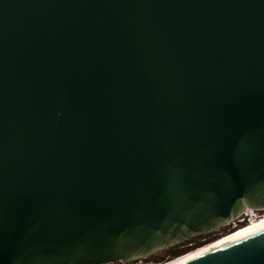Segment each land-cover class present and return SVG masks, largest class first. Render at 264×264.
I'll use <instances>...</instances> for the list:
<instances>
[{
  "label": "water",
  "instance_id": "water-1",
  "mask_svg": "<svg viewBox=\"0 0 264 264\" xmlns=\"http://www.w3.org/2000/svg\"><path fill=\"white\" fill-rule=\"evenodd\" d=\"M264 212V0H0V264L133 263ZM183 264H264V227Z\"/></svg>",
  "mask_w": 264,
  "mask_h": 264
},
{
  "label": "bare ground",
  "instance_id": "bare-ground-1",
  "mask_svg": "<svg viewBox=\"0 0 264 264\" xmlns=\"http://www.w3.org/2000/svg\"><path fill=\"white\" fill-rule=\"evenodd\" d=\"M249 214L251 215H255L256 213L254 211H249L248 212ZM238 227V226H236ZM235 227V228H236ZM264 227V215L263 216H258L257 219L251 221L250 223H247L246 225L240 227L238 230L236 229V231L230 235H226L225 237L211 243V244H208V245H205L201 248H198L176 260H173V261H170V262H167V263H164V264H183L187 261H190L194 258H197L201 255H204L210 251H213L225 244H228L234 240H237L251 232H254L258 229H261Z\"/></svg>",
  "mask_w": 264,
  "mask_h": 264
},
{
  "label": "trees",
  "instance_id": "trees-1",
  "mask_svg": "<svg viewBox=\"0 0 264 264\" xmlns=\"http://www.w3.org/2000/svg\"><path fill=\"white\" fill-rule=\"evenodd\" d=\"M229 231H230L229 227H226L220 232H217L215 234H212V235H209V236H206L203 238L195 239L191 242H188V243L183 244L181 246H178L176 248L170 249L164 253H161L159 255L151 257V258L147 259V261L151 262L153 264H164V263L176 260V259L198 249V248H201L207 244H211V243L219 240L223 236L230 234Z\"/></svg>",
  "mask_w": 264,
  "mask_h": 264
},
{
  "label": "built area",
  "instance_id": "built-area-1",
  "mask_svg": "<svg viewBox=\"0 0 264 264\" xmlns=\"http://www.w3.org/2000/svg\"><path fill=\"white\" fill-rule=\"evenodd\" d=\"M249 212V211H248ZM245 213L241 219H239L238 221V224H247V223H250L251 221L257 219L256 217H254L253 215L249 214V213ZM236 222L232 223L234 226V228L236 226H239L236 224ZM102 264H153L151 262H148L147 259L145 260H139L137 262H133V263H124L123 261H113V262H106V263H102Z\"/></svg>",
  "mask_w": 264,
  "mask_h": 264
},
{
  "label": "rangeland",
  "instance_id": "rangeland-1",
  "mask_svg": "<svg viewBox=\"0 0 264 264\" xmlns=\"http://www.w3.org/2000/svg\"><path fill=\"white\" fill-rule=\"evenodd\" d=\"M255 213H256V214L254 215V217H256V218H257L258 216L264 215V213H262L261 215H259V214H260L259 212H255ZM236 224L239 225L238 222H236ZM241 225L243 226V225H246V224H240V225H239L238 227H236V228H234L235 225H233V224H231L230 226H228V227H229V230H230V231H229L230 234H232V232L234 233V232L236 231V229L238 230L240 227H242ZM231 231H232V232H231ZM230 234H228V235H230ZM223 237H225V236H223ZM223 237H222V238H223ZM220 239H221V238H220ZM207 245H208V244H207Z\"/></svg>",
  "mask_w": 264,
  "mask_h": 264
},
{
  "label": "flooded vegetation",
  "instance_id": "flooded-vegetation-1",
  "mask_svg": "<svg viewBox=\"0 0 264 264\" xmlns=\"http://www.w3.org/2000/svg\"><path fill=\"white\" fill-rule=\"evenodd\" d=\"M260 214L259 215H261L262 213H264V212H259ZM261 216H263V215H261Z\"/></svg>",
  "mask_w": 264,
  "mask_h": 264
}]
</instances>
